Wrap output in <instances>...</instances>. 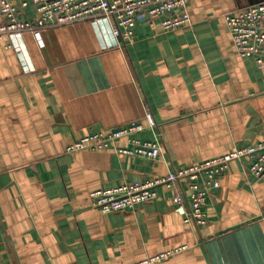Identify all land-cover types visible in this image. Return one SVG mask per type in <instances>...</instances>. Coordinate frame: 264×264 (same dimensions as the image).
Here are the masks:
<instances>
[{"label": "crops", "instance_id": "1", "mask_svg": "<svg viewBox=\"0 0 264 264\" xmlns=\"http://www.w3.org/2000/svg\"><path fill=\"white\" fill-rule=\"evenodd\" d=\"M262 1L190 0V27L143 21L125 41L88 21L43 30L42 45L26 31L30 69L8 37L0 42V264H134L178 248L156 264H264V174L246 158L209 196L205 225L185 222L188 202L172 200L180 186H158L127 211L103 213L90 198L264 138V63L237 52L225 18ZM34 16L30 7L23 18ZM147 110L161 132L158 160L66 152L86 134L145 123Z\"/></svg>", "mask_w": 264, "mask_h": 264}, {"label": "built area", "instance_id": "2", "mask_svg": "<svg viewBox=\"0 0 264 264\" xmlns=\"http://www.w3.org/2000/svg\"><path fill=\"white\" fill-rule=\"evenodd\" d=\"M190 0H0V42L8 37L7 47L13 48L20 62L27 69L28 56L23 42L26 31L33 33L42 45L43 30L57 25L88 21L101 36V25L110 27L113 39L130 40L138 23L159 24L164 32L190 27ZM34 8V19L23 18L25 10ZM237 52L242 57H255L258 65L264 63V1L247 6L225 16ZM120 46V42L116 41ZM106 43V40H105ZM108 45H111L108 44ZM146 122H131L109 131L89 133L72 141L66 152L84 149H114L119 154L139 157L151 161L162 155L161 132L153 113L147 110ZM145 130L155 132L151 141H142L136 134ZM127 140L129 147L119 146ZM248 159L250 171L256 177L264 174V138L254 145L236 148L226 154L203 162L176 168L164 177L144 182H125L120 186L91 192L95 208L103 213L134 210L139 205L157 196V187L180 186L181 192L173 196L176 204L188 202L185 222L197 226L207 223L205 207L211 193L220 187V180L234 160ZM183 182L188 183L190 199L183 191ZM182 248L148 256L134 264H156Z\"/></svg>", "mask_w": 264, "mask_h": 264}, {"label": "water", "instance_id": "3", "mask_svg": "<svg viewBox=\"0 0 264 264\" xmlns=\"http://www.w3.org/2000/svg\"><path fill=\"white\" fill-rule=\"evenodd\" d=\"M264 1V0H263Z\"/></svg>", "mask_w": 264, "mask_h": 264}]
</instances>
